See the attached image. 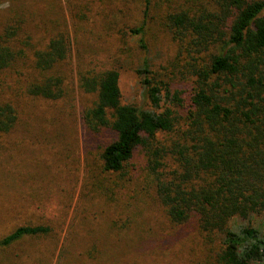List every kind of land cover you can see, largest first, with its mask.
Masks as SVG:
<instances>
[{
	"label": "trees",
	"instance_id": "1",
	"mask_svg": "<svg viewBox=\"0 0 264 264\" xmlns=\"http://www.w3.org/2000/svg\"><path fill=\"white\" fill-rule=\"evenodd\" d=\"M136 5L143 21L130 33L143 35L145 24L157 17L176 53L170 73L166 67L164 73L151 69L147 59L134 69L143 105L122 102L118 58L89 55L76 61L79 89L94 95L82 109L83 128L90 139L113 134L85 147L101 169L95 188L106 202L128 192V207L150 200L172 225L193 221L212 253L206 264H264V221L254 224L264 217V0ZM23 6L16 3L11 23L0 32V75L16 77L13 87L0 81L1 136L10 135L18 120L7 91L56 108L72 92L67 32L33 41L36 33ZM140 46L146 47L142 39ZM179 82L190 85L186 93L174 86ZM50 230L42 224L17 226L0 238V248Z\"/></svg>",
	"mask_w": 264,
	"mask_h": 264
},
{
	"label": "rangeland",
	"instance_id": "2",
	"mask_svg": "<svg viewBox=\"0 0 264 264\" xmlns=\"http://www.w3.org/2000/svg\"><path fill=\"white\" fill-rule=\"evenodd\" d=\"M18 1L24 3L20 11L25 12L36 33L33 41L67 32L72 92L57 103V108L53 102L24 95L15 99V90L6 92L13 98L18 120L10 135H0V238L25 224L47 225L51 230L1 247L0 263L211 261L212 253L201 243L193 221L172 225L159 206L150 205L154 203L150 200H137V206L128 207V192H117L114 201L106 202V196L95 188L100 187L94 179L101 171L98 161L85 151L88 144L107 141L113 134L106 131L90 139L83 128L80 115L94 95L79 89L76 61L79 57L87 61L89 55L107 61L118 58L123 64L118 67L122 102L143 105L145 99L134 69L147 59L151 69L164 73L161 67H166L165 73H170L168 65L176 53V44L160 26V19L148 21L143 35H133L129 29L143 21L138 0H0V32L11 23L12 9ZM25 31L32 34L28 28ZM15 78L0 75V81L11 87ZM176 85L185 93L190 87L186 82ZM262 220L264 217L255 218L254 224Z\"/></svg>",
	"mask_w": 264,
	"mask_h": 264
}]
</instances>
